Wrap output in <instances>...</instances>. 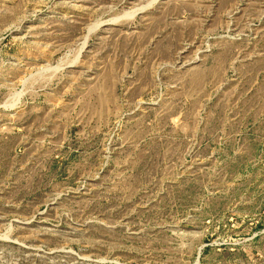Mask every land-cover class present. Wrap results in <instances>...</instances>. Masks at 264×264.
<instances>
[{
    "label": "rangeland",
    "instance_id": "374dc122",
    "mask_svg": "<svg viewBox=\"0 0 264 264\" xmlns=\"http://www.w3.org/2000/svg\"><path fill=\"white\" fill-rule=\"evenodd\" d=\"M0 264H264V0H0Z\"/></svg>",
    "mask_w": 264,
    "mask_h": 264
}]
</instances>
